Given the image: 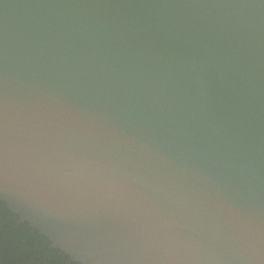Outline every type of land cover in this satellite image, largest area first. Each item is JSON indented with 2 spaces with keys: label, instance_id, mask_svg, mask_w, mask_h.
<instances>
[{
  "label": "water",
  "instance_id": "1",
  "mask_svg": "<svg viewBox=\"0 0 264 264\" xmlns=\"http://www.w3.org/2000/svg\"><path fill=\"white\" fill-rule=\"evenodd\" d=\"M0 201L76 264H264V0H0Z\"/></svg>",
  "mask_w": 264,
  "mask_h": 264
},
{
  "label": "trees",
  "instance_id": "2",
  "mask_svg": "<svg viewBox=\"0 0 264 264\" xmlns=\"http://www.w3.org/2000/svg\"><path fill=\"white\" fill-rule=\"evenodd\" d=\"M0 264H76L49 242L39 236L26 223L0 201Z\"/></svg>",
  "mask_w": 264,
  "mask_h": 264
}]
</instances>
